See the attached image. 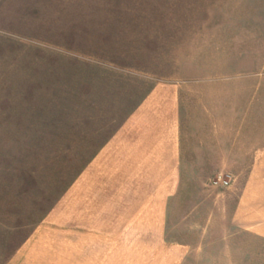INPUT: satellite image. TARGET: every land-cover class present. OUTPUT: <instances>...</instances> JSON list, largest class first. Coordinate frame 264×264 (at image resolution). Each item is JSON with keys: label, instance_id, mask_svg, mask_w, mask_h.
<instances>
[{"label": "rangeland", "instance_id": "374dc122", "mask_svg": "<svg viewBox=\"0 0 264 264\" xmlns=\"http://www.w3.org/2000/svg\"><path fill=\"white\" fill-rule=\"evenodd\" d=\"M159 80L205 81L182 89L208 113L200 127L264 131V0H0V264L66 198L74 139L114 127ZM246 170L201 169L202 184ZM190 187L176 207L191 217L169 233L192 246L184 264H264V237L224 239L218 204Z\"/></svg>", "mask_w": 264, "mask_h": 264}, {"label": "crops", "instance_id": "0c3cea01", "mask_svg": "<svg viewBox=\"0 0 264 264\" xmlns=\"http://www.w3.org/2000/svg\"><path fill=\"white\" fill-rule=\"evenodd\" d=\"M203 83L154 81L114 127L84 128L74 139L83 164L70 177L66 198L3 264H184L192 246L169 233L191 217L192 210L176 207L187 202L190 185L218 204L224 239L235 232L264 237V131L241 132L242 124L231 122L220 130L219 120L200 127L208 113L182 89ZM234 167L247 168L245 176L234 174L222 192L203 186L201 169Z\"/></svg>", "mask_w": 264, "mask_h": 264}, {"label": "built area", "instance_id": "2783aa9c", "mask_svg": "<svg viewBox=\"0 0 264 264\" xmlns=\"http://www.w3.org/2000/svg\"><path fill=\"white\" fill-rule=\"evenodd\" d=\"M209 184L216 188H226L230 185V177L219 172L210 179Z\"/></svg>", "mask_w": 264, "mask_h": 264}]
</instances>
